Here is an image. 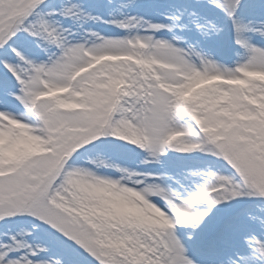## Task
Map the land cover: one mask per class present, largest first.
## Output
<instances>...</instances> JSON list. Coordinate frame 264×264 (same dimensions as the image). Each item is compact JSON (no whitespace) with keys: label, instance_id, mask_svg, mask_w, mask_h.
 <instances>
[{"label":"snow or ice","instance_id":"snow-or-ice-1","mask_svg":"<svg viewBox=\"0 0 264 264\" xmlns=\"http://www.w3.org/2000/svg\"><path fill=\"white\" fill-rule=\"evenodd\" d=\"M0 264H264V0H0Z\"/></svg>","mask_w":264,"mask_h":264}]
</instances>
